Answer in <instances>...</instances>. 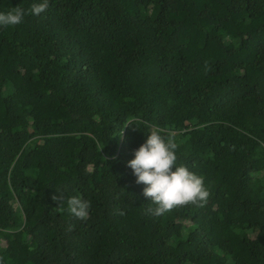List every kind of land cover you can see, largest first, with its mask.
<instances>
[{
    "label": "trees",
    "instance_id": "trees-1",
    "mask_svg": "<svg viewBox=\"0 0 264 264\" xmlns=\"http://www.w3.org/2000/svg\"><path fill=\"white\" fill-rule=\"evenodd\" d=\"M153 130L205 202L145 212L127 161ZM0 264H264V0H49L0 25Z\"/></svg>",
    "mask_w": 264,
    "mask_h": 264
},
{
    "label": "clouds",
    "instance_id": "clouds-1",
    "mask_svg": "<svg viewBox=\"0 0 264 264\" xmlns=\"http://www.w3.org/2000/svg\"><path fill=\"white\" fill-rule=\"evenodd\" d=\"M48 4L49 0H36L29 9L16 7L0 11V25H18L29 13L36 16L44 12ZM176 148L173 139H166L158 130H153L127 161L136 183L145 185L143 195L155 205L145 209L147 214L162 216L177 205L202 204L207 200L209 192L204 178L177 163ZM89 208L90 202L78 195L67 199V210L77 219H86Z\"/></svg>",
    "mask_w": 264,
    "mask_h": 264
}]
</instances>
